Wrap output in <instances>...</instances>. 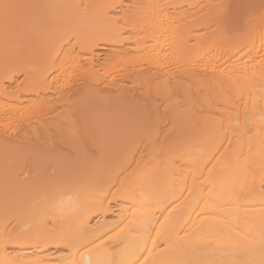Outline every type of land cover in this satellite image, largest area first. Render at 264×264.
Returning <instances> with one entry per match:
<instances>
[{
	"label": "bare ground",
	"instance_id": "obj_1",
	"mask_svg": "<svg viewBox=\"0 0 264 264\" xmlns=\"http://www.w3.org/2000/svg\"><path fill=\"white\" fill-rule=\"evenodd\" d=\"M264 264V0H0V264Z\"/></svg>",
	"mask_w": 264,
	"mask_h": 264
},
{
	"label": "clouds",
	"instance_id": "obj_2",
	"mask_svg": "<svg viewBox=\"0 0 264 264\" xmlns=\"http://www.w3.org/2000/svg\"><path fill=\"white\" fill-rule=\"evenodd\" d=\"M76 264H83V261L82 260L77 261Z\"/></svg>",
	"mask_w": 264,
	"mask_h": 264
}]
</instances>
